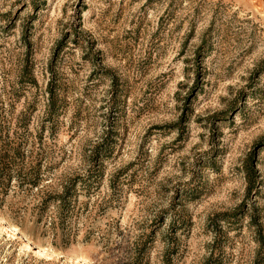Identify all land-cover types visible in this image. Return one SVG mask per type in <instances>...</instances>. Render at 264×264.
<instances>
[{"label":"rangeland","instance_id":"obj_1","mask_svg":"<svg viewBox=\"0 0 264 264\" xmlns=\"http://www.w3.org/2000/svg\"><path fill=\"white\" fill-rule=\"evenodd\" d=\"M0 264H264V15L0 0Z\"/></svg>","mask_w":264,"mask_h":264},{"label":"crops","instance_id":"obj_2","mask_svg":"<svg viewBox=\"0 0 264 264\" xmlns=\"http://www.w3.org/2000/svg\"><path fill=\"white\" fill-rule=\"evenodd\" d=\"M243 10L251 13H260L264 15V0H232Z\"/></svg>","mask_w":264,"mask_h":264},{"label":"bare ground","instance_id":"obj_3","mask_svg":"<svg viewBox=\"0 0 264 264\" xmlns=\"http://www.w3.org/2000/svg\"><path fill=\"white\" fill-rule=\"evenodd\" d=\"M12 229H13L12 231H13L14 233H16L17 230H16L15 228H12Z\"/></svg>","mask_w":264,"mask_h":264}]
</instances>
